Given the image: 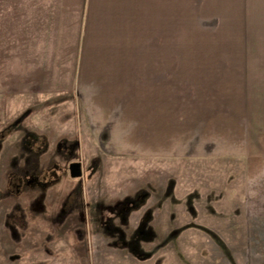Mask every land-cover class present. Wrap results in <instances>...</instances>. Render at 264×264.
Here are the masks:
<instances>
[{
	"label": "crops",
	"instance_id": "obj_1",
	"mask_svg": "<svg viewBox=\"0 0 264 264\" xmlns=\"http://www.w3.org/2000/svg\"><path fill=\"white\" fill-rule=\"evenodd\" d=\"M179 14L180 0H0V135L22 98L68 99L92 154L239 161L243 210L264 219V13L252 50L190 58Z\"/></svg>",
	"mask_w": 264,
	"mask_h": 264
},
{
	"label": "rangeland",
	"instance_id": "obj_2",
	"mask_svg": "<svg viewBox=\"0 0 264 264\" xmlns=\"http://www.w3.org/2000/svg\"><path fill=\"white\" fill-rule=\"evenodd\" d=\"M254 13L264 0H180L182 58L252 50ZM69 102L22 98L0 135V264H264V219L243 210L239 161L92 154Z\"/></svg>",
	"mask_w": 264,
	"mask_h": 264
},
{
	"label": "water",
	"instance_id": "obj_3",
	"mask_svg": "<svg viewBox=\"0 0 264 264\" xmlns=\"http://www.w3.org/2000/svg\"><path fill=\"white\" fill-rule=\"evenodd\" d=\"M69 175L79 177L82 175V164L79 161H73L68 164Z\"/></svg>",
	"mask_w": 264,
	"mask_h": 264
},
{
	"label": "flooded vegetation",
	"instance_id": "obj_4",
	"mask_svg": "<svg viewBox=\"0 0 264 264\" xmlns=\"http://www.w3.org/2000/svg\"><path fill=\"white\" fill-rule=\"evenodd\" d=\"M53 167V166H52ZM80 177V176H79Z\"/></svg>",
	"mask_w": 264,
	"mask_h": 264
}]
</instances>
